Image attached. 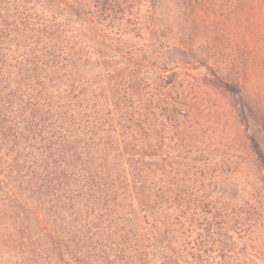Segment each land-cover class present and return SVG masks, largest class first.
<instances>
[{
    "label": "trees",
    "instance_id": "1",
    "mask_svg": "<svg viewBox=\"0 0 264 264\" xmlns=\"http://www.w3.org/2000/svg\"><path fill=\"white\" fill-rule=\"evenodd\" d=\"M222 39H264V0H0V264H187L191 228L223 249L235 170L202 94L245 132L249 100Z\"/></svg>",
    "mask_w": 264,
    "mask_h": 264
},
{
    "label": "rangeland",
    "instance_id": "2",
    "mask_svg": "<svg viewBox=\"0 0 264 264\" xmlns=\"http://www.w3.org/2000/svg\"><path fill=\"white\" fill-rule=\"evenodd\" d=\"M222 40L230 50L221 53L226 55L237 49V63L247 70V130L245 132L242 121L229 117L226 111L239 103L238 98L222 95L215 90H203L202 98L209 102L208 109L203 112V121L214 133L215 140L221 143L217 159L227 158L231 169L235 170L230 176L235 210L223 249L217 243V234L207 237L205 231L195 232L191 228L184 237L185 259L187 264H264V172L253 156L244 161V152L247 151L243 147L245 135H252L264 153V39ZM198 72L203 74L205 71L193 73ZM224 144L230 145V150Z\"/></svg>",
    "mask_w": 264,
    "mask_h": 264
}]
</instances>
